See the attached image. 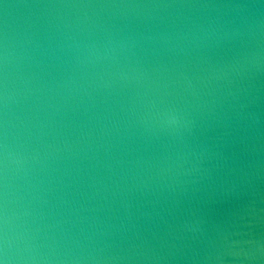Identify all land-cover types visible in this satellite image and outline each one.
<instances>
[{
    "label": "clouds",
    "instance_id": "1",
    "mask_svg": "<svg viewBox=\"0 0 264 264\" xmlns=\"http://www.w3.org/2000/svg\"><path fill=\"white\" fill-rule=\"evenodd\" d=\"M0 264H264V0H0Z\"/></svg>",
    "mask_w": 264,
    "mask_h": 264
}]
</instances>
